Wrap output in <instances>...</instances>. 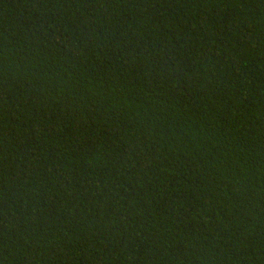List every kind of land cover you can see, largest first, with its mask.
Wrapping results in <instances>:
<instances>
[{
  "label": "trees",
  "instance_id": "16d2710c",
  "mask_svg": "<svg viewBox=\"0 0 264 264\" xmlns=\"http://www.w3.org/2000/svg\"><path fill=\"white\" fill-rule=\"evenodd\" d=\"M0 264H264V0H0Z\"/></svg>",
  "mask_w": 264,
  "mask_h": 264
}]
</instances>
